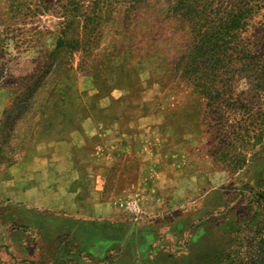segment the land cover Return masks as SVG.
<instances>
[{"label": "rangeland", "instance_id": "obj_1", "mask_svg": "<svg viewBox=\"0 0 264 264\" xmlns=\"http://www.w3.org/2000/svg\"><path fill=\"white\" fill-rule=\"evenodd\" d=\"M78 1L92 16L103 2L0 0V174L37 154L35 142L56 126L69 136L89 106L128 109L138 96L139 116L153 117L141 130L152 127L175 196L154 180L139 203L117 208L116 223L90 226L74 224L71 211L0 197V264H216L235 246L249 188L264 178V90L238 59L217 63L213 97L183 77L195 35L179 2L113 0L100 26L85 29ZM261 37L250 30L216 56L246 47L263 64Z\"/></svg>", "mask_w": 264, "mask_h": 264}, {"label": "crops", "instance_id": "obj_2", "mask_svg": "<svg viewBox=\"0 0 264 264\" xmlns=\"http://www.w3.org/2000/svg\"><path fill=\"white\" fill-rule=\"evenodd\" d=\"M123 104L94 111L89 106L91 115L77 120L69 136L59 135L62 130L56 126L54 134L36 141L37 154L0 174V197L46 211H71L74 224L86 226L116 223L118 209L126 202L139 203V192L155 187L154 180L158 191L174 197L176 180L156 150L152 127L141 130L140 120L150 121L152 115L139 116L143 106L139 108L138 96L128 109ZM58 125L64 126L60 121ZM127 174L130 179L124 183ZM133 233L137 234L135 228Z\"/></svg>", "mask_w": 264, "mask_h": 264}, {"label": "trees", "instance_id": "obj_3", "mask_svg": "<svg viewBox=\"0 0 264 264\" xmlns=\"http://www.w3.org/2000/svg\"><path fill=\"white\" fill-rule=\"evenodd\" d=\"M151 1L159 0H139V4L148 6ZM174 1L179 2L180 10L183 11L195 35L190 52L182 58L181 70L183 77L189 80L197 91L202 92L206 97H213L216 92L217 63L220 65L223 61L231 59L233 61L238 59L243 64L248 62L246 67L258 81L256 87L264 90V63H257L258 54L248 51L245 47L240 53L233 51L232 54L224 55L222 58L216 56L220 50H229L230 45L240 44L243 34L250 30L264 33V0H165L169 5ZM225 1H228L227 6L222 5ZM107 2V0L98 2L92 16L81 11L82 6L78 1L79 23L82 24L84 21L85 29H88L92 23L94 26H100L102 15L111 8L112 11L115 9L113 0ZM102 3H104L103 7L100 6ZM261 39L264 40V37ZM62 44L63 41L60 40L59 46ZM253 54H255V62ZM211 102H214V98ZM13 163L15 162H10ZM258 184L257 188H249L251 206L241 218L235 246L224 251L216 264H264V178ZM107 262L108 258H105L102 264ZM67 263L70 262H65Z\"/></svg>", "mask_w": 264, "mask_h": 264}]
</instances>
